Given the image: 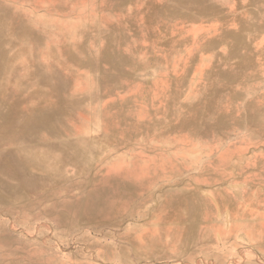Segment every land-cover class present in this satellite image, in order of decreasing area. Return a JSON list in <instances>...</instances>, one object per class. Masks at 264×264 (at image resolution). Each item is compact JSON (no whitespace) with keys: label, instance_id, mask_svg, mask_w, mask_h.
Returning a JSON list of instances; mask_svg holds the SVG:
<instances>
[{"label":"rangeland","instance_id":"rangeland-1","mask_svg":"<svg viewBox=\"0 0 264 264\" xmlns=\"http://www.w3.org/2000/svg\"><path fill=\"white\" fill-rule=\"evenodd\" d=\"M0 264H264V0H0Z\"/></svg>","mask_w":264,"mask_h":264}]
</instances>
